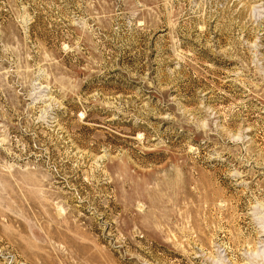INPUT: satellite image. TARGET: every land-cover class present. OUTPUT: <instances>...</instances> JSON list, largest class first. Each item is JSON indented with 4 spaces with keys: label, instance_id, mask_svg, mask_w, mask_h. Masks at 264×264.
I'll list each match as a JSON object with an SVG mask.
<instances>
[{
    "label": "rangeland",
    "instance_id": "obj_1",
    "mask_svg": "<svg viewBox=\"0 0 264 264\" xmlns=\"http://www.w3.org/2000/svg\"><path fill=\"white\" fill-rule=\"evenodd\" d=\"M0 264H264V0H0Z\"/></svg>",
    "mask_w": 264,
    "mask_h": 264
}]
</instances>
